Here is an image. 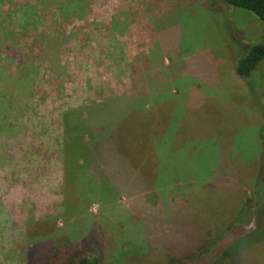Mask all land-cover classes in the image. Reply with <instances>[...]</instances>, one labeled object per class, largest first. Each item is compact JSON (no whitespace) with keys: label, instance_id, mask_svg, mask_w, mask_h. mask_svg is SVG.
I'll return each mask as SVG.
<instances>
[{"label":"rangeland","instance_id":"obj_1","mask_svg":"<svg viewBox=\"0 0 264 264\" xmlns=\"http://www.w3.org/2000/svg\"><path fill=\"white\" fill-rule=\"evenodd\" d=\"M38 2L2 24L19 55L0 52V264H210L231 245L220 264H264V59L235 73L259 20L225 0H97L18 28Z\"/></svg>","mask_w":264,"mask_h":264},{"label":"trees","instance_id":"obj_2","mask_svg":"<svg viewBox=\"0 0 264 264\" xmlns=\"http://www.w3.org/2000/svg\"><path fill=\"white\" fill-rule=\"evenodd\" d=\"M97 0H39L38 5H30L24 4L17 6L19 7V12H21L22 26L20 25L18 28L25 30L26 27L32 26L34 27L37 21V7L42 5L54 6L57 8V16L61 18V20L72 21L75 18H80L82 16L81 13L85 10L86 7ZM225 2L231 6L236 8H240L247 12L253 14L258 20L262 27L264 34V0H225ZM12 0H0V52H13L15 55H19V51H16V38L18 34L14 31L7 32L3 23L5 24L6 19L10 20L11 16L9 15L7 7L12 5ZM29 11H31L32 15H29ZM113 21L117 22L120 19L118 10L115 11V15L113 16ZM34 20V21H33ZM35 28V27H34ZM15 30V29H14ZM12 58V57H8ZM264 59V45H254L247 52V54L240 58L237 62L235 73L242 79H247L253 71L257 68V65L260 61ZM243 216V215H242ZM264 227V224L261 225ZM230 227L226 230V232L230 231ZM223 235V234H222ZM221 237V236H220ZM232 245L224 250L221 255L210 264H220L226 258L230 259L232 257ZM193 257V256H192ZM190 257H186L183 260L186 261ZM177 261V260H176ZM174 262V264H183L180 262ZM189 261L188 263H190ZM186 263V264H188ZM47 264H102L100 259L91 256H80V257H71L66 250H58L57 254L52 256ZM173 264V263H172Z\"/></svg>","mask_w":264,"mask_h":264}]
</instances>
